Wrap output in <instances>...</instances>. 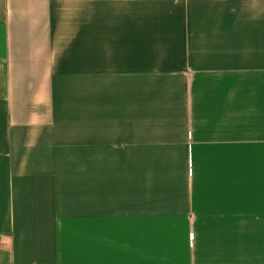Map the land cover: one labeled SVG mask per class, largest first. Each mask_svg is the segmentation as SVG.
Instances as JSON below:
<instances>
[{
	"label": "crops",
	"instance_id": "1",
	"mask_svg": "<svg viewBox=\"0 0 264 264\" xmlns=\"http://www.w3.org/2000/svg\"><path fill=\"white\" fill-rule=\"evenodd\" d=\"M0 264H264V0H0Z\"/></svg>",
	"mask_w": 264,
	"mask_h": 264
}]
</instances>
